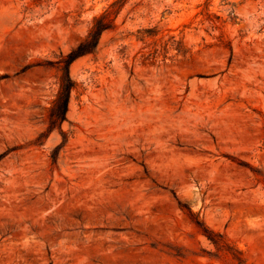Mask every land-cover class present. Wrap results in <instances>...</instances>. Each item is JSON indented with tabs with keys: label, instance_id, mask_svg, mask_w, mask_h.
Instances as JSON below:
<instances>
[{
	"label": "rangeland",
	"instance_id": "374dc122",
	"mask_svg": "<svg viewBox=\"0 0 264 264\" xmlns=\"http://www.w3.org/2000/svg\"><path fill=\"white\" fill-rule=\"evenodd\" d=\"M113 1L0 0V264H264V0Z\"/></svg>",
	"mask_w": 264,
	"mask_h": 264
},
{
	"label": "trees",
	"instance_id": "16d2710c",
	"mask_svg": "<svg viewBox=\"0 0 264 264\" xmlns=\"http://www.w3.org/2000/svg\"><path fill=\"white\" fill-rule=\"evenodd\" d=\"M126 1L127 0H114L109 5V8H114V14H117V11ZM108 13V10H105L101 15L94 17L86 36L61 60L60 73L57 78L58 88L49 113L50 125H60L65 121L70 92L74 87V82L69 75V65L80 56L94 53L102 32L109 29L108 22L111 19H105ZM177 51H179V49H177ZM154 57L155 56H151L150 58L154 59ZM145 58L148 59V57ZM55 159L56 157L53 156L52 160Z\"/></svg>",
	"mask_w": 264,
	"mask_h": 264
}]
</instances>
